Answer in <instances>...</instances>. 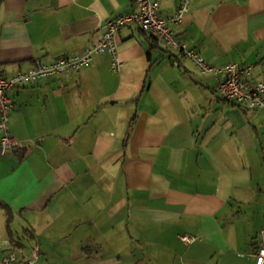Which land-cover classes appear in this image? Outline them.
Segmentation results:
<instances>
[{"label": "crops", "instance_id": "crops-1", "mask_svg": "<svg viewBox=\"0 0 264 264\" xmlns=\"http://www.w3.org/2000/svg\"><path fill=\"white\" fill-rule=\"evenodd\" d=\"M169 19L180 0H150ZM131 0H0L3 77L95 43ZM175 38L264 80V0H193ZM67 79L11 91L0 156V264H254L264 232V110L134 27ZM200 241L184 246L179 237ZM246 258V260H243Z\"/></svg>", "mask_w": 264, "mask_h": 264}, {"label": "built area", "instance_id": "built-area-1", "mask_svg": "<svg viewBox=\"0 0 264 264\" xmlns=\"http://www.w3.org/2000/svg\"><path fill=\"white\" fill-rule=\"evenodd\" d=\"M192 2L193 0H180L176 11L165 20L159 17L158 3L150 0H131L132 12L106 21L98 40L70 57L50 64H36L7 77L2 76L0 64V156L22 148V144L9 133V119L14 110L10 92L49 78L65 80L86 67L92 57L99 54H107L111 59V69L116 70L119 62L116 58L115 39L121 30L128 27H134L165 47L179 52L197 68L199 74L213 75L216 92L223 103L241 105L250 112L264 110V80H247L250 67L228 64L221 69H215L195 50L187 48L175 38L169 25L178 24L181 17L189 11ZM262 235L264 232L258 233L257 237L262 238ZM178 239L184 246L200 241V238L190 236H181ZM256 248L254 264H264V240L260 241ZM37 258L36 248L30 252L29 259L23 261H19L13 252H8L2 258L1 264H35Z\"/></svg>", "mask_w": 264, "mask_h": 264}, {"label": "rangeland", "instance_id": "rangeland-1", "mask_svg": "<svg viewBox=\"0 0 264 264\" xmlns=\"http://www.w3.org/2000/svg\"><path fill=\"white\" fill-rule=\"evenodd\" d=\"M243 260H246V258H244Z\"/></svg>", "mask_w": 264, "mask_h": 264}]
</instances>
